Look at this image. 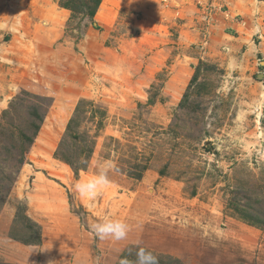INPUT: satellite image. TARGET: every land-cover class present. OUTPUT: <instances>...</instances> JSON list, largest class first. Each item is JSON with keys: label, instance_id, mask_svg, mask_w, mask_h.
<instances>
[{"label": "rangeland", "instance_id": "rangeland-1", "mask_svg": "<svg viewBox=\"0 0 264 264\" xmlns=\"http://www.w3.org/2000/svg\"><path fill=\"white\" fill-rule=\"evenodd\" d=\"M89 1L0 0V264H264V0Z\"/></svg>", "mask_w": 264, "mask_h": 264}, {"label": "crops", "instance_id": "crops-1", "mask_svg": "<svg viewBox=\"0 0 264 264\" xmlns=\"http://www.w3.org/2000/svg\"><path fill=\"white\" fill-rule=\"evenodd\" d=\"M202 1L204 2L208 0ZM100 5H102V3ZM65 11L67 12V10ZM194 12H198V10L194 9ZM177 13L179 14L180 11H177ZM213 21L214 22L211 24L210 27V38L207 42V53L203 54V59L222 63L226 66L227 64L236 63L238 61L234 58V56H237V54L240 53L241 50H243V47L247 49L245 50V53L251 52L250 50L252 46L255 47L254 44H252L251 39H249L247 36V32L249 33V31L244 30L245 35H241V28L237 21L232 19L231 14L226 15L225 18L217 15ZM232 31L238 33L237 36H231L230 34L232 33ZM228 38H233L235 41H231L228 44H224V42ZM223 47L226 51L223 50Z\"/></svg>", "mask_w": 264, "mask_h": 264}, {"label": "clouds", "instance_id": "clouds-1", "mask_svg": "<svg viewBox=\"0 0 264 264\" xmlns=\"http://www.w3.org/2000/svg\"><path fill=\"white\" fill-rule=\"evenodd\" d=\"M111 165H99V172L97 175L89 180L82 181L76 184V191L81 197L88 199L94 198L98 191L105 188L111 182L108 177V168ZM93 230L97 237L101 240L111 238L117 241L127 238L129 226L120 221L111 218H106L101 222L93 224ZM136 259L134 264H158L157 257L147 249L138 248L135 253Z\"/></svg>", "mask_w": 264, "mask_h": 264}, {"label": "trees", "instance_id": "trees-1", "mask_svg": "<svg viewBox=\"0 0 264 264\" xmlns=\"http://www.w3.org/2000/svg\"><path fill=\"white\" fill-rule=\"evenodd\" d=\"M74 1H78V0H74ZM90 2L92 3V7L87 10V15L92 18V17H94V15L97 11V8L101 3V0H90L89 3ZM61 7L63 9L68 10L69 12H71V14L75 13L74 7L71 6V3H66L64 5H61Z\"/></svg>", "mask_w": 264, "mask_h": 264}]
</instances>
